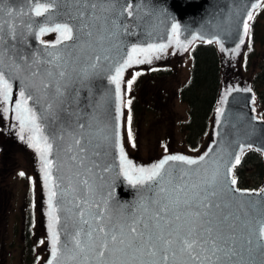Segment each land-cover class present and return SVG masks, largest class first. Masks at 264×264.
Segmentation results:
<instances>
[{
    "label": "snow or ice",
    "instance_id": "6c2138e0",
    "mask_svg": "<svg viewBox=\"0 0 264 264\" xmlns=\"http://www.w3.org/2000/svg\"><path fill=\"white\" fill-rule=\"evenodd\" d=\"M33 2L35 7L32 8V12L37 17L62 5L70 16L74 12V18L79 21L78 25L66 22L56 23L52 27H39L38 35L57 33L56 44L73 41L64 50L68 59L64 60L63 65L54 63L64 59L60 54L48 53L51 59L46 63L52 64L56 71L45 70L43 75L49 82L41 80L43 89L49 88L54 76L61 79L66 76V70L61 69L70 62L76 63L79 60L76 49L83 48L85 44L90 49L94 44L103 48L104 42L110 41L115 35L114 29L121 27L116 18L125 13L128 17L134 15L131 0H124L123 5L119 4V0H43V2L33 0ZM257 6L252 5L253 8ZM16 15L5 0H0V111L4 113L9 111L8 106L12 103L13 86L9 82L10 75H6L3 69L6 64L10 68H19L17 60L23 59L10 54L13 46L9 42L17 39L18 25L13 19ZM4 16L8 19H2ZM247 19H253L252 12H248ZM27 27L30 28L31 25ZM248 27V24L244 23L245 34ZM123 28L127 30L126 25ZM179 34L180 25L173 23L168 44L150 43L147 47L131 48L127 59L115 68L114 75L108 77L109 82L115 85L117 100L121 98L120 84L124 70L134 63L151 62V56L163 52L168 45L175 44L177 47L186 48L187 45L181 42ZM81 35L85 37L84 44H81ZM197 38L194 36L193 40ZM56 44L47 47L55 48ZM141 56L142 59L138 58ZM92 59L90 68L94 70L99 62L106 61L109 57L97 54ZM33 62L41 63L35 58ZM32 74L40 75L38 72ZM139 74H134L132 80L127 81L129 89ZM84 78L86 74L81 76V79ZM61 87L56 83L55 92L58 97L64 95ZM31 98L30 95L26 98L25 92L20 91L19 99L14 102L12 111L20 122L21 133L26 128L31 133L28 137L30 146L40 154L44 179L49 187L48 216L52 259L48 264H245L246 257L251 258L254 252L264 256V191H241L234 187L237 181L232 176V170L240 163L239 155L232 157L234 163L232 160H225L223 163L214 161L209 166L206 157L212 151L210 148L196 159L183 155H168L151 167H137L124 153V146L120 143L118 122L112 129V139L119 145V172L129 184L138 186L141 196L136 205L123 212L109 209L107 201L102 207L100 204L90 203L88 199L73 197L71 208L65 210L69 214L65 216L66 235L61 243L56 230L60 217L56 215L57 209L53 204L57 196L51 184L53 165L48 159L52 144L49 143L48 137L41 134L36 112L28 107L27 101ZM128 104L130 105L131 101H128ZM128 125V138L131 140L130 115ZM79 127L84 128L85 125L80 124ZM21 138L23 139V136ZM108 139L106 130L98 127L96 137L98 147H102ZM75 145L81 154H86L87 150L80 147L79 138L75 140ZM95 154L100 153L97 151ZM70 159L75 161L77 156L73 155ZM169 162H180L190 167L176 168ZM80 163L83 165V159ZM98 166L93 164V167ZM87 170L91 172L92 168ZM107 170L105 168V171ZM20 175L23 176L24 173L21 172ZM81 183L87 189L85 195L93 191L88 179H83ZM254 195L260 199L237 198ZM62 256H66V261L61 259ZM247 264H251V259H248Z\"/></svg>",
    "mask_w": 264,
    "mask_h": 264
},
{
    "label": "water",
    "instance_id": "95a60500",
    "mask_svg": "<svg viewBox=\"0 0 264 264\" xmlns=\"http://www.w3.org/2000/svg\"><path fill=\"white\" fill-rule=\"evenodd\" d=\"M264 0H131L134 7L133 17L125 13L119 16L117 23L121 27L114 29L110 41H105L103 48L93 45L88 48L76 49L79 60L65 66L66 76L61 79L54 76L48 89H43L41 80L49 82L44 77L45 70L56 69L52 64L46 63L51 57L48 53L60 54L64 59L59 62L63 65L68 57L65 54L67 45L73 41L56 44L55 48L47 47L46 42L38 38L40 26L52 27L56 23H69L78 25L75 13L70 16L63 6H58L42 16H35L32 8L33 0H5L17 13L13 17L17 27V39L10 41L13 46L10 54L23 57L18 59L19 68L4 67L6 75H10L9 82L13 86V101L19 99V92L24 91L28 99V107L36 112L41 134L48 137L52 150L48 159L52 161V187L57 196L53 200L56 206V215L60 223L56 230L60 235L61 243L65 239V211L71 208L73 197L88 199L89 202L100 204L102 207L107 201L109 209L123 212L137 204L141 191L138 186L129 184L127 179L119 172V145L112 139V129L119 123L118 100L115 96V85L109 82L108 77L115 74V68L127 59L133 46L147 47L148 44H167L171 35V24L180 25L179 39L185 45L199 39L217 42L226 52L233 53L244 38V23L249 25L248 12ZM43 2V0H41ZM123 5L124 0H119ZM119 11V5L117 6ZM2 19H8L6 16ZM27 25H31L30 28ZM127 26V30L123 26ZM74 28V35H75ZM85 37L81 35V44ZM107 55L108 60L98 63L96 69H91L95 55ZM34 58L41 63H34ZM75 69V71H73ZM40 75L34 76L32 73ZM86 74V78L81 76ZM56 83L61 85L63 97L55 92ZM66 86V87H65ZM254 94L245 87H236L227 91L218 108L212 129L213 140L205 150L212 151L206 157L209 166L214 161L223 163L225 160H234V155L241 156V148H254L261 152L264 159V120L258 119L252 109ZM51 106V108L49 107ZM84 124V128L79 125ZM103 127L109 139L102 147L96 144L97 129ZM81 140L80 147L87 150L81 154L75 145L76 139ZM71 148V151H69ZM99 151V155L95 153ZM204 152V153H205ZM203 153V154H204ZM202 154V155H203ZM77 156L75 161L70 157ZM83 159V165L80 161ZM176 168L187 169L190 166L180 162H169ZM93 164L99 165L93 167ZM166 168L168 165L165 166ZM92 168L89 172L87 169ZM105 168L108 170L105 171ZM233 176V170H232ZM88 179L93 191L88 195L86 187L81 183ZM235 188L236 185L234 186ZM238 189V188H237ZM240 190V189H239ZM244 191V190H241ZM264 187L258 191L262 192ZM150 195V193H149ZM235 195V194H234ZM242 200H259V196L237 197ZM95 211V209H94ZM52 259V258H51ZM66 261V256L61 257ZM251 264H264V256L254 252Z\"/></svg>",
    "mask_w": 264,
    "mask_h": 264
},
{
    "label": "rangeland",
    "instance_id": "374dc122",
    "mask_svg": "<svg viewBox=\"0 0 264 264\" xmlns=\"http://www.w3.org/2000/svg\"><path fill=\"white\" fill-rule=\"evenodd\" d=\"M260 6L261 4L255 9L257 10ZM259 20H261L258 25L262 28L260 32L263 35V41H257L252 47L254 56L249 61L244 57L245 51L251 48V45H247V34H244L241 44L232 54H227L226 51L217 47L221 56V99L232 88L242 86L250 89V79L260 70L261 62L264 59V16ZM57 36L58 34L55 32L38 35L39 39L46 43H56ZM197 41L201 40L197 38L193 42ZM213 44L217 45L216 42ZM150 59L151 62L134 63L123 72L120 84L121 98L118 100V114L120 143L124 146V153L127 159L137 167H151L168 155H183L196 159L203 154L204 150L212 142L213 135L210 130L202 141L201 148L195 152H188L184 145L181 124L187 120L188 113L187 106L178 99V90L187 81L191 72L190 45L186 48L176 47L175 44L168 45L163 52L153 54ZM152 70H161L164 73L159 78L150 79L148 75L152 73ZM136 73L140 74L136 76L131 89H129L127 81L132 80L133 75ZM156 86L163 87L160 88V92L164 97L159 99V103H156L153 92ZM258 91L261 97L259 96V99L255 98L253 104L255 107L253 108L256 114L264 119V116L261 115V113H264V103H261L264 87H258ZM128 101L134 104L131 106ZM13 104L14 101L12 100V103L8 106L9 111L7 113L0 111V121L2 120L0 122V146L2 147L0 154L4 152V149H9L6 138L8 140L12 139L11 136H8V132L13 129V124H10L13 121L12 118L15 117V113L12 111ZM129 115L131 116V140L128 138ZM15 121L18 124L17 127H19L20 122L16 118ZM29 135H31L30 132ZM22 146V141L18 145H12L10 158L6 160V163H25L24 159L29 158V155L23 153ZM31 149L33 150L34 148L31 147ZM250 178L249 181L251 183L259 182L253 176H250ZM20 183L21 180H19L17 174L14 193H19ZM257 188L260 189L259 187ZM15 220L16 218L11 216L9 223H3L0 226V231H6L5 239L9 238L6 246L0 249L2 252L1 256L4 258L3 264H20L18 260L23 258L21 247L17 240V231H20V226L19 224H14ZM44 238L43 250L40 252L43 256L37 264H48L51 259V245L48 239ZM12 240H14V243H11Z\"/></svg>",
    "mask_w": 264,
    "mask_h": 264
},
{
    "label": "trees",
    "instance_id": "16d2710c",
    "mask_svg": "<svg viewBox=\"0 0 264 264\" xmlns=\"http://www.w3.org/2000/svg\"><path fill=\"white\" fill-rule=\"evenodd\" d=\"M262 16H264V2L255 10L253 19L250 20L247 45H251V48L244 53L247 61L254 56L252 47L257 41H263V35L260 32L262 28L258 25ZM190 57L191 72L187 81L179 87L178 99L187 106L188 113L187 120L181 124L184 145L188 152H195L201 148L202 141L210 132L213 118L221 101V56L219 49L213 43L197 41L190 48ZM151 72L148 75L150 79L159 78L164 73L161 70H152ZM249 84L255 93V98L259 99L258 87H264V59L259 72L250 79ZM160 88L163 87L156 86L153 91L156 103H159V99L164 97ZM261 103H264V95L261 98ZM133 104L131 103V106ZM257 104L259 105V103ZM261 115L264 116V113ZM233 175L238 188L257 189V187L264 186V160L261 153L253 148L245 149L240 157V163L234 167ZM250 176L258 179L260 183L257 181L251 183Z\"/></svg>",
    "mask_w": 264,
    "mask_h": 264
},
{
    "label": "flooded vegetation",
    "instance_id": "af4514ba",
    "mask_svg": "<svg viewBox=\"0 0 264 264\" xmlns=\"http://www.w3.org/2000/svg\"><path fill=\"white\" fill-rule=\"evenodd\" d=\"M138 58L142 59L143 57ZM12 120L10 124H13V129L8 132V136H11L12 139L8 140L5 137L9 149H4V152L0 154V226L3 223H9L11 216L16 218L14 224L20 226V231H17V240L21 247V255H23V258L18 262L20 264H37L43 256L40 252L43 250L44 237L51 245L48 216L49 187L44 179L40 154L35 148L32 150L29 145V130L26 128L21 133L15 117ZM20 141L23 144V153H27L29 158L24 159L25 163H6V160L10 158L12 145H18ZM21 172L24 173L23 176L20 175ZM17 174L21 180V187L19 193H14ZM5 236L6 231H0V249L8 243L9 238L5 239ZM12 242L14 243V240ZM1 254L0 250V264H3L4 258Z\"/></svg>",
    "mask_w": 264,
    "mask_h": 264
}]
</instances>
